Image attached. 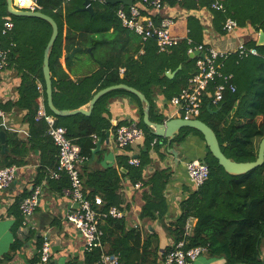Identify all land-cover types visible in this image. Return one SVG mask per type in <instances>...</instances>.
Masks as SVG:
<instances>
[{
	"label": "trees",
	"instance_id": "obj_1",
	"mask_svg": "<svg viewBox=\"0 0 264 264\" xmlns=\"http://www.w3.org/2000/svg\"><path fill=\"white\" fill-rule=\"evenodd\" d=\"M137 1L139 0H134ZM171 1L191 9L202 7L210 9L211 4L215 2V0ZM83 2L84 0H39L41 11L56 21L59 30L49 58L54 86L58 81V73H63L59 61L63 49L71 53L75 48H82V51L90 48L89 60L84 63V77L80 80L85 88L90 86L92 89L97 82L99 89L112 83H123L149 96V93L153 92V86H158L163 94L172 96L186 87L188 79L197 70L195 64L197 58L190 57L188 49L201 44L202 30L198 20L189 17L187 37L180 39L168 52H158L153 40L143 42L134 31L122 25L116 11L126 5H112L96 0L92 1L93 13L90 14L86 11H76V8L83 6ZM217 2L221 3L225 10L224 12L212 10L215 25L218 23L222 27V22L231 17L237 21L239 27H250L255 33L264 32V0H217ZM5 15L11 17L7 12L6 0H0V16ZM18 19L27 21L33 29L36 28L37 36L31 35L29 43L26 44L27 49L20 51L14 32L9 36L2 35L0 31V47L7 48L11 43H16L11 48L9 64L16 59L26 68L25 72L20 71V99L17 101V107L28 108L25 119L33 123L37 105L33 104L34 111H31V105L27 103L28 97L38 96V92L35 91L36 75L44 84L43 52L52 30L50 24L41 19L23 17ZM245 44L255 47L258 55L241 59L237 53L232 52L223 61L222 71L233 75L232 81L236 91L226 92L223 101L215 107L218 109L216 113H210L206 107L208 102H205L202 113L211 118L210 120L201 115L198 117L214 130L222 152L237 162L254 161L260 140L264 137V44L258 45L256 39H251ZM88 64L89 66H86ZM178 66H181V69L170 79L165 74L166 71L170 69L174 71ZM121 67L125 70L123 77L119 78ZM8 104L0 99V110H7ZM77 116L80 153L86 158L82 163L84 165L92 156L95 144L91 136L96 133L97 128L91 120L92 117ZM141 125L145 133L144 146L148 149L157 137L142 121ZM189 131L198 132L195 129L184 128L174 141L181 142ZM67 133L70 137L68 130ZM48 139V142L53 144L51 138ZM21 144L22 142L7 132L5 140L7 149L1 158L4 167L24 163L15 157L17 154L15 148ZM154 144L155 149L161 146L158 138ZM202 161H205L210 169L209 178L181 202V216L167 228L169 234L175 242L186 240L188 247L206 246L208 255L224 258L225 264H264L260 256V245L264 239V163L246 174L235 176L225 172L209 151ZM143 164L145 161L142 160L140 167H130L124 157L119 160V165L127 168L133 182L143 181L145 185H150L151 194L145 192L146 204L142 208L141 216L149 219H156L159 216L161 219L166 213L161 192L168 181L169 171L168 169L156 171L144 181ZM121 176L124 175L114 166L82 174L83 192L91 200L99 195L102 204L96 207L100 211H107L110 207L118 206L117 194L121 188ZM61 178L64 183H61L59 188L69 187V178L61 175L58 179ZM190 216L195 219L193 230L190 235L185 236V223ZM103 220L104 226L100 227L103 230L102 242H110L109 253L117 254L120 264H144L147 256L155 258L161 251L156 233L142 240L137 229L125 230L123 218L107 217ZM119 235L120 237L123 235L124 241L115 240ZM170 250L171 247H166L162 251V260ZM99 255L97 249L87 253L89 264L97 262ZM154 262L155 260L151 264H156Z\"/></svg>",
	"mask_w": 264,
	"mask_h": 264
},
{
	"label": "crops",
	"instance_id": "obj_2",
	"mask_svg": "<svg viewBox=\"0 0 264 264\" xmlns=\"http://www.w3.org/2000/svg\"><path fill=\"white\" fill-rule=\"evenodd\" d=\"M212 10V4L210 9L207 7L191 9L170 0L161 11V15L174 18L173 34L181 40L187 37V19L194 17L201 25V44L207 48L213 47L220 51L234 52L240 43L245 44L251 39L258 40L259 33H255L250 27H238L233 32H225L220 24H214ZM13 23L14 29L9 36L16 28L14 21ZM64 30H66V25H64ZM89 53L88 51H80L76 52L73 57H67L70 53L63 49L62 57L59 60L63 73H58V81L55 86L52 83V100L57 109L76 110L86 108L93 96L103 89L98 88L99 82L92 89L90 86L85 88L80 83L82 82L80 81L81 78L84 77V63L89 60ZM36 54L38 55V51H36ZM86 66H89V64ZM34 67L36 68V66ZM121 69L124 68L119 69V78L124 75V72L121 73ZM180 69L181 66H178L174 71L167 70L171 73L175 72L169 78H174ZM20 71L25 72L26 68L18 63L16 59H13L0 76V99L3 103H9L7 110H0L4 113V116L0 117V131L5 132V140L8 132L15 139L22 142L20 146L18 145L15 148L17 153L15 157L24 161L21 165H14L17 168L16 178L11 186L0 190V264H40L39 249L46 238L51 243V256L48 264H89L87 253L84 251L82 236L66 219L72 201L64 193V187L59 188L64 181L62 178L50 177L51 172L57 165L58 150L54 144L48 142L47 122L43 119L38 121L34 118V122L30 123L25 119L29 109L17 107V101L20 99ZM35 84V91L38 92V96L32 98V95H30L27 102L31 105V111H34L33 104L37 105L36 116L40 105L43 104L47 113L51 114L47 110L49 108L45 83L43 84L38 75L35 76ZM114 85L117 84L112 83L109 86ZM39 86L42 87L41 91L38 89ZM161 90L158 86H153V92H150L149 96L140 91L149 102L150 121L161 123L173 118H181L178 107L171 102L174 95L167 96ZM208 105L210 104L208 103ZM144 107V102L138 96L124 89H114L102 95L95 102L91 113L88 116L83 115L92 117L91 120L97 128L96 133L91 136L95 144L93 150L97 149V151L93 153L92 150V156H94H91L85 162V167L81 165L80 171L81 175H85L93 170L114 166L124 175L121 176V188L117 194L118 206L115 207L122 211L126 231L137 229L140 231L142 240L152 233L157 234L161 251L155 258L147 256L144 264H151L154 260V263L162 264V251L175 243L167 228L181 216V202L195 190L194 185L187 178L185 164L192 159L202 160L205 158L208 148L200 132L199 134L195 131H189L181 142L174 141L184 128L175 136L170 145H167L166 139L158 138L161 144L158 149L154 148L157 138L154 143L149 145L148 149L144 146V139L125 148H118L114 138L116 128L132 120L137 121L142 128L141 121L144 123ZM215 107L217 106L210 105V108L207 109L210 113H216L218 109H215ZM77 115L81 114L52 115V117L56 124H60L68 130L69 138L74 143L81 145L77 131V121L79 119ZM200 115L208 120L211 119L202 111ZM199 119L204 121L202 118ZM98 140H100V144L97 147ZM6 149L5 147V151L2 153V143L0 141V167H4L1 164V158ZM170 151L178 153L177 163L174 161L175 156ZM121 157H124L126 164L130 167H134L129 163L131 158H137L141 162L142 160L145 161L142 166L144 181L148 180L156 171L168 169V181L161 192V197L166 206V213L161 219H159V216L156 219L141 216L142 208L146 204L145 192L151 194L150 185H145L143 181L133 182L128 175L127 168L119 165ZM137 184H141V186L137 188L135 186ZM36 186L41 188L39 204L29 220L30 226L25 227L19 205ZM95 198L101 199L99 195H96L93 200ZM102 225L104 226V220L100 223V227ZM115 240H118V242L120 240L124 241V237L119 235ZM103 246L108 252L111 249L110 242H103ZM260 256L264 260V239L260 245ZM194 264H225V259L211 257L208 253H204L197 258Z\"/></svg>",
	"mask_w": 264,
	"mask_h": 264
},
{
	"label": "built area",
	"instance_id": "obj_3",
	"mask_svg": "<svg viewBox=\"0 0 264 264\" xmlns=\"http://www.w3.org/2000/svg\"><path fill=\"white\" fill-rule=\"evenodd\" d=\"M14 5L20 10L41 11L42 6L39 0H13ZM96 1V0H92ZM102 1V0H99ZM170 0H139L129 6H121L117 9L116 15L122 25L134 31L140 36L143 42L153 40L159 52H167L180 40L173 34L175 20L171 16L161 15ZM212 8L223 11L221 3L215 2ZM238 23L231 17H227L223 22L222 28L230 33L237 29ZM14 29L11 18L5 17L1 21L0 31L2 35H9ZM0 47V76L9 65L11 48ZM194 51L204 52V56H197L196 72L188 79V85L178 94L171 98V102L178 107L180 117L183 119H196L200 116L205 102L210 105L218 106L224 99L226 92H235L236 86L233 84V75L222 71L223 61L232 52L220 51L213 47H206L203 44L190 47L188 53ZM239 58H247L258 55L255 47H249L240 43L234 51ZM124 69H121V73ZM38 89L41 91L42 87ZM4 113L0 111V117ZM36 120L47 122V133L53 144L57 147V165L51 172L50 177L58 179L61 175L69 178L70 185L64 189L72 201V205L66 214L67 221L80 233L84 240V251L86 253L99 250V259L94 264H120L119 256L109 253L104 249L102 238L103 231L100 223L104 218H123L122 211L118 207H110L107 211H100L98 207L102 204L100 198L89 199L83 192V182L80 167L86 160L80 153V147L68 136L67 129L57 125L51 114H48L43 104L35 116ZM115 144L118 148H125L133 143L140 142L145 138L144 130L137 121L132 120L128 123L119 125L114 133ZM129 163L139 166L137 158H131ZM187 178L194 185L195 190L203 185L209 178L210 169L202 160L192 159L186 162ZM16 166L0 167V190L11 186L16 178ZM137 188L141 184L135 185ZM41 195V188L34 187L20 203L19 210L25 227L30 226L29 220L36 210ZM195 219L189 217L185 223V236L191 234ZM207 253L206 246L186 245V240H179L171 246V250L165 254L162 264H194L199 256ZM51 256V243L46 238L43 240L39 249L40 264H48Z\"/></svg>",
	"mask_w": 264,
	"mask_h": 264
},
{
	"label": "water",
	"instance_id": "obj_4",
	"mask_svg": "<svg viewBox=\"0 0 264 264\" xmlns=\"http://www.w3.org/2000/svg\"><path fill=\"white\" fill-rule=\"evenodd\" d=\"M104 3L108 4H122V5H131L134 0H102ZM13 0H6V7L8 14L15 16V17H23V18H37L46 21L51 26V35L48 40V43L44 49L43 52V61H42V73L45 83V92L47 96V105L49 110L56 116H68V115H76L81 114L88 116L93 107L95 102L105 93L114 90V89H124L132 94H135L142 100L145 104L144 110H143V121L144 123L152 129L153 134L157 138H164L167 141V145H170L171 141L175 138L177 134H179L180 130L183 128H191L195 129L198 132H200L205 140L206 146L208 148V151L210 154L218 161V164L230 175H243L246 174L253 169L263 165L264 163V137L260 140V143L258 145V151H257V157L254 161H246V162H237L230 158H228L221 149L220 142L216 136V133L214 130L204 121H202L199 118L196 119H183V118H173L170 120L163 121L161 123H153L149 119V109L150 105L149 102L145 99L144 95L138 91L137 89L130 87L126 84H117L114 86H109L101 89L98 91L91 101L89 102V105L86 108H80L76 110H60L57 109L52 100V77H51V71H50V65H49V58L51 51L53 49L54 43L58 37V25L56 21L48 14L42 12V11H29V10H20L17 9L14 5ZM76 11H86L90 14L93 13L92 9V0H84L83 6L76 8ZM258 45L264 44V32H259V37L257 40ZM82 51V48H75L70 54L67 55V57H73L76 52ZM88 52H91V49H87ZM197 56H204V52L200 51H194L193 54H190V57H197ZM175 72L171 73L169 71L166 72V75L168 77H171L174 75ZM207 108H210V105L207 106ZM0 141L2 143V153L5 151V132L0 131ZM100 144V140L96 143V146L98 147ZM97 149L93 150V153H95ZM175 156V163L178 162V153L176 151H170ZM94 156V155H93ZM92 156V157H93ZM205 162V161H203Z\"/></svg>",
	"mask_w": 264,
	"mask_h": 264
},
{
	"label": "rangeland",
	"instance_id": "obj_5",
	"mask_svg": "<svg viewBox=\"0 0 264 264\" xmlns=\"http://www.w3.org/2000/svg\"><path fill=\"white\" fill-rule=\"evenodd\" d=\"M5 17H8V15L0 16V18H2V19ZM9 18H12L16 24L14 35H15V38H16L17 43L19 45V50L20 51L26 50L28 47V46H26V44H27V42L29 43L30 36L31 35L37 36V34H36L37 30H35L36 28L33 29L31 27V24L27 23V21L18 19L21 17H15V16L11 15V17H9ZM2 19H1V21H2ZM256 144H258L257 141H256Z\"/></svg>",
	"mask_w": 264,
	"mask_h": 264
}]
</instances>
